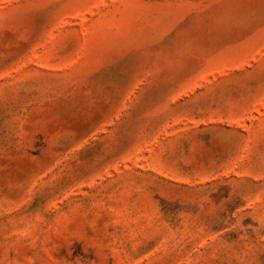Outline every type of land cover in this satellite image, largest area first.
<instances>
[{
  "label": "rangeland",
  "instance_id": "rangeland-1",
  "mask_svg": "<svg viewBox=\"0 0 264 264\" xmlns=\"http://www.w3.org/2000/svg\"><path fill=\"white\" fill-rule=\"evenodd\" d=\"M0 264H264V0H0Z\"/></svg>",
  "mask_w": 264,
  "mask_h": 264
}]
</instances>
